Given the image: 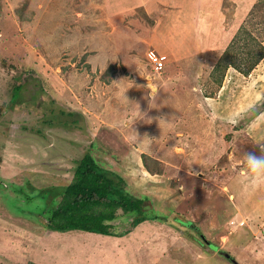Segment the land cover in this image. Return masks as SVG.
<instances>
[{
	"label": "rangeland",
	"instance_id": "1",
	"mask_svg": "<svg viewBox=\"0 0 264 264\" xmlns=\"http://www.w3.org/2000/svg\"><path fill=\"white\" fill-rule=\"evenodd\" d=\"M240 3L0 0V264H73L82 249L95 264L79 236L92 232L44 218L87 150L159 216L135 228L144 246L128 264H264V184L241 182L245 156L264 147V57L247 68L264 54V0ZM136 215L117 210L115 233Z\"/></svg>",
	"mask_w": 264,
	"mask_h": 264
},
{
	"label": "trees",
	"instance_id": "2",
	"mask_svg": "<svg viewBox=\"0 0 264 264\" xmlns=\"http://www.w3.org/2000/svg\"><path fill=\"white\" fill-rule=\"evenodd\" d=\"M240 29L237 33L240 32ZM231 43L226 46L223 55L218 59V64L213 69L219 72L216 75V80L219 84L224 75V70L229 66V63L225 61L226 58L225 60L223 58L229 54L228 49H230ZM242 43L244 44L245 42ZM250 54L254 56V60L249 61L250 63L247 67L249 69L264 57L263 52L255 53L253 51L252 53L251 51ZM20 87L21 85L19 84L13 86L8 103L9 106L18 104ZM59 112L63 113L62 110ZM67 114L73 116L76 112ZM54 119L56 117L53 115L51 118L41 120H44L43 122L47 126H52ZM74 121H76L75 118ZM147 158H149L147 155H143L144 163L146 164ZM72 171V178L62 190L58 202L55 201L57 195L55 190L52 191L53 194L51 193V200L55 201V203L49 210H46L47 215L44 217L45 226L49 230L59 232L81 230L103 235H117L113 230L114 226L112 224V221L117 218V210H121L123 213L136 212L137 214L130 222L131 227L119 234L127 233L144 220L159 219L157 214L149 215L145 212V200L147 197L132 195L125 188L126 184L123 177L118 172L107 169L100 164L90 150L85 151L75 161ZM163 220H166L165 217ZM25 264L38 263L28 261Z\"/></svg>",
	"mask_w": 264,
	"mask_h": 264
},
{
	"label": "crops",
	"instance_id": "3",
	"mask_svg": "<svg viewBox=\"0 0 264 264\" xmlns=\"http://www.w3.org/2000/svg\"><path fill=\"white\" fill-rule=\"evenodd\" d=\"M233 2H235L236 5L241 6V3H240L241 0H233ZM228 39H229V36L227 35V39L226 40H228ZM141 224H142V222L139 223L138 225H136L134 228H131L127 233H124V234H117V235H93L91 233L93 236H101V237L108 238V239L112 240V241L109 240V241H107L105 243L97 241V240H94V239H88L86 236L87 235H91L89 233L79 232L80 234H83V235L79 234V236H83L82 237L83 239L85 238V240H82L85 244H82V245H84V246L86 245L87 246V244H90L93 247H97L95 249L96 250L95 253H94L95 250H93V249L91 250L93 252V256H91L92 253H90V256L86 259V261L89 262L91 260V258H92V260H94V261L96 259L95 264H116L115 262H117L119 264H128V262H129L128 260H130V259L127 258V253H129V252L133 253V251L140 250L141 247L143 248V246H144L142 244V241L145 239L144 235L139 234L138 230L135 229V228H139V226H141ZM77 231H81V230H77ZM69 233L70 232H67V234H69ZM85 234H86V236H85ZM52 235H57V233L55 232ZM137 235H140L141 238H138ZM70 236H71V234H70ZM57 238H59V237H57ZM61 238H63V237H61ZM72 239H74V238H72V237L69 238V236L64 237L62 239L63 243L61 241L62 247L66 246L67 248H69V245L67 243L68 242L71 243ZM96 241H97V243H96ZM93 244H95V245H93ZM47 247H48V245H47ZM78 250H80V249H78ZM82 251H83V254L86 255V257H87V255H88L87 254V249H82ZM109 251H112V253H110ZM74 253H76V252L72 251L71 254L68 253V255H69L68 261L70 263H73V264H82L81 260L84 261L86 257L83 258V257H81V256H79L77 254H76V257H75ZM97 254L99 256H101L100 260L98 259ZM132 262H133V260H132ZM35 263H38V264H49L47 260L46 261H35ZM152 264H156V262L154 261Z\"/></svg>",
	"mask_w": 264,
	"mask_h": 264
},
{
	"label": "clouds",
	"instance_id": "4",
	"mask_svg": "<svg viewBox=\"0 0 264 264\" xmlns=\"http://www.w3.org/2000/svg\"><path fill=\"white\" fill-rule=\"evenodd\" d=\"M147 89L150 90L152 97L155 98L158 92V87L149 80ZM125 93V99L129 102L130 105H132V103L127 99ZM140 116H142V113L138 112V117ZM261 153V156L248 154L244 158L245 171L248 175L243 177L241 182L248 187L254 188L260 186L261 184H264V147H262ZM249 177L251 178V183H248Z\"/></svg>",
	"mask_w": 264,
	"mask_h": 264
},
{
	"label": "built area",
	"instance_id": "5",
	"mask_svg": "<svg viewBox=\"0 0 264 264\" xmlns=\"http://www.w3.org/2000/svg\"><path fill=\"white\" fill-rule=\"evenodd\" d=\"M164 56L163 57H160L158 55H151V61L154 65V68L155 69H161L164 65Z\"/></svg>",
	"mask_w": 264,
	"mask_h": 264
},
{
	"label": "water",
	"instance_id": "6",
	"mask_svg": "<svg viewBox=\"0 0 264 264\" xmlns=\"http://www.w3.org/2000/svg\"><path fill=\"white\" fill-rule=\"evenodd\" d=\"M224 255H225V257H226V258H229V254H227V253H224Z\"/></svg>",
	"mask_w": 264,
	"mask_h": 264
}]
</instances>
